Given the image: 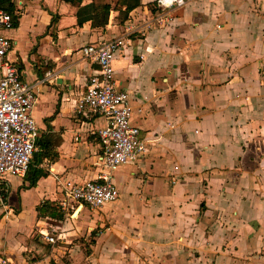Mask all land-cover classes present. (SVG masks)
I'll use <instances>...</instances> for the list:
<instances>
[{
    "label": "crops",
    "instance_id": "1",
    "mask_svg": "<svg viewBox=\"0 0 264 264\" xmlns=\"http://www.w3.org/2000/svg\"><path fill=\"white\" fill-rule=\"evenodd\" d=\"M118 1L104 28L78 26L79 4L11 1L13 28L2 34L22 81L35 85L39 138L28 173L3 177L0 260L264 264V0H184L162 28L155 0L130 10ZM130 26L139 32L112 67L145 152L115 171V203L70 216L61 185L97 176L106 125L75 111L97 72L81 48ZM48 72L54 79L39 83Z\"/></svg>",
    "mask_w": 264,
    "mask_h": 264
},
{
    "label": "built area",
    "instance_id": "2",
    "mask_svg": "<svg viewBox=\"0 0 264 264\" xmlns=\"http://www.w3.org/2000/svg\"><path fill=\"white\" fill-rule=\"evenodd\" d=\"M158 14L154 18L156 27H165L170 21L172 8L185 5L184 0H155ZM14 17L0 4V205H4L2 189L6 175L24 177L37 150L39 131L32 116L35 105V85L22 81L16 62L8 59L11 40L3 31L13 28ZM146 29L150 25L144 26ZM139 30L130 26L122 35L99 44L81 48L85 60L97 67V72L86 83L85 93L76 102L75 111H87L90 116L106 121L98 136L102 152L97 157V176L81 184L64 182L61 185V207L76 214L81 208L97 210L112 204L119 198L114 184V173L120 167L137 162L145 152L140 131L131 124L132 109L130 93L119 91L114 81L112 62L117 54L130 45V37ZM56 76L48 72L39 83H48ZM174 183V182H173ZM48 243L56 239L45 235ZM0 264H9L5 259Z\"/></svg>",
    "mask_w": 264,
    "mask_h": 264
},
{
    "label": "trees",
    "instance_id": "3",
    "mask_svg": "<svg viewBox=\"0 0 264 264\" xmlns=\"http://www.w3.org/2000/svg\"><path fill=\"white\" fill-rule=\"evenodd\" d=\"M12 0H0L2 7L12 14ZM67 4H79L80 7L76 12L77 25L81 26L90 22L93 28H104L108 23V17L111 11V0H92L90 4L82 6L83 0H63ZM139 5V0H119L118 6H125L126 10ZM41 210V209H40ZM43 213V210H41Z\"/></svg>",
    "mask_w": 264,
    "mask_h": 264
}]
</instances>
